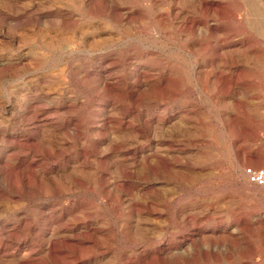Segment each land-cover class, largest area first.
Instances as JSON below:
<instances>
[{
  "label": "rangeland",
  "instance_id": "374dc122",
  "mask_svg": "<svg viewBox=\"0 0 264 264\" xmlns=\"http://www.w3.org/2000/svg\"><path fill=\"white\" fill-rule=\"evenodd\" d=\"M263 163L264 0H0V264H264Z\"/></svg>",
  "mask_w": 264,
  "mask_h": 264
},
{
  "label": "built area",
  "instance_id": "2783aa9c",
  "mask_svg": "<svg viewBox=\"0 0 264 264\" xmlns=\"http://www.w3.org/2000/svg\"><path fill=\"white\" fill-rule=\"evenodd\" d=\"M248 180L256 186H264V166L260 168L247 169Z\"/></svg>",
  "mask_w": 264,
  "mask_h": 264
},
{
  "label": "bare ground",
  "instance_id": "6f19581e",
  "mask_svg": "<svg viewBox=\"0 0 264 264\" xmlns=\"http://www.w3.org/2000/svg\"><path fill=\"white\" fill-rule=\"evenodd\" d=\"M209 6H210V5H209ZM186 19H187V18H186ZM188 20H189V19H188ZM185 24H186V22H185ZM188 24H189V23H188ZM212 25H213V24H212ZM185 26H186V25H185ZM211 28H212V27H211ZM214 28H215V27H214ZM209 29H210V28H209ZM215 29H216V28H215ZM218 29H219V28H218ZM230 35H231V34H230ZM237 44H238V43H237ZM202 46H203V45H202ZM197 47H198V46H197ZM230 49H231V48H230ZM227 51H229V50L227 49ZM234 51H235V50H234ZM136 74H137V73H136ZM217 77H218V76H217ZM136 79H137V78H136ZM142 79H143V78H142ZM218 79H219V78H218ZM221 79H222V78H221ZM106 80H107V79H106ZM108 81H109V80H108ZM143 81H144V79H143ZM135 82H136V81H135ZM183 83H184V82H183ZM216 83H217V82H216ZM214 84H215V83H214ZM107 86H108V84H107ZM215 86H216V85H215ZM159 88H160V87H159ZM215 88H216V87H215ZM184 89H185V88H184ZM113 90H114V89H113ZM182 90H183V89H182ZM160 91H161V90H160ZM178 91H179V90H178ZM180 92H181V91H180ZM135 94H136V93H135ZM183 94H184V93H183ZM165 95H166V93H165ZM182 97H183V96H182ZM171 98H172V97H171ZM186 116H187V115H186ZM194 116H195V115H194ZM195 117H197V116H195ZM195 117H194V118H195ZM175 120H176V119H175ZM177 121H178V120H177ZM178 122H179V121H178ZM169 124H170V123H169ZM165 140H166V139H165ZM171 143H172V142H171ZM166 147H167V146H166ZM168 147H169V146H168ZM169 154H170V153H169ZM165 155H166V154H165ZM174 156H175V155H174ZM149 157H151V156H149ZM167 157H168V156H167ZM158 160H159V159H158ZM258 160H259V159H258ZM240 161H241V160H240ZM240 161H239V162H240ZM161 162H162V161H161ZM154 163H155V162H154ZM171 163H173V162L171 161ZM175 163H176V162H175ZM175 163H174V164H175ZM263 164H264V163H263ZM163 167H164V166H163ZM165 167H167V166H165ZM238 167H239V166H238ZM254 168H255V167H254ZM257 168H258V167H257ZM162 169H163V168H162ZM162 169H161V170H162ZM169 169H170V167H169ZM247 169H249V167H246V168H245V174H246V176H247ZM161 170H160V171H161ZM167 170H168V169H167ZM160 171H159V172H160ZM166 174H167V172H166ZM164 176H165V175H164ZM165 178H166V177H165ZM247 179H248V178H247ZM168 180H169V179H168ZM248 182L251 183L249 180H248ZM251 184H252V183H251ZM253 185H254V184H253ZM259 187H261V186H259ZM262 187H263V186H262ZM50 235H51V234H50ZM53 243H54V242H53ZM54 247H55V246H54ZM53 249H54V248H53ZM53 249H52V250H53ZM164 249H165V248H164ZM55 250H56V249H55ZM166 253H167V252H166ZM154 254H155V253H154ZM165 255H166V254H165ZM49 257H50V256H49ZM51 258H52V257H51ZM163 259H164V258H163ZM163 259H162V260H163ZM18 262H19V260H18ZM145 262H146V261H145ZM52 263H53V262H52ZM154 263H155V262H154Z\"/></svg>",
  "mask_w": 264,
  "mask_h": 264
}]
</instances>
